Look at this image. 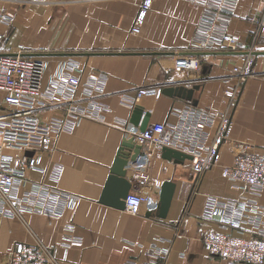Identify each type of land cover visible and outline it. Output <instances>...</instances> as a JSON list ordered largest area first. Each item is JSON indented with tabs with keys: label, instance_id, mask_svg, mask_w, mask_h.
Masks as SVG:
<instances>
[{
	"label": "crops",
	"instance_id": "crops-1",
	"mask_svg": "<svg viewBox=\"0 0 264 264\" xmlns=\"http://www.w3.org/2000/svg\"><path fill=\"white\" fill-rule=\"evenodd\" d=\"M140 0H0V12L12 17L9 25L0 23V51L18 50L39 56L46 62L45 79L66 57L81 63L79 76L87 80L98 72L107 78L100 99L108 104L103 119L83 117L75 128L51 136L39 152V164L56 163L61 174L54 181L37 170L28 169L26 188L43 181L76 195L72 205L59 217L22 211L20 216L0 213V264H6L16 241H40L48 246L60 264H124L129 260L149 264L151 252L163 257V264H224L211 256L202 236L208 229L222 230L216 220L200 217L207 195L235 199L254 198L264 206V184L259 192L236 187L221 174L241 144L248 143L264 153V33L254 38L256 22L264 11V0H238L229 32L237 41L236 50L208 49L195 53L198 69L180 70L174 60L188 50L201 6L192 0H152L139 32L130 30ZM254 43L253 70L240 86L230 111V128L221 143L216 164L199 177L190 159L176 162L156 152L147 169L150 183L145 192L150 202L131 214L100 201L110 166L126 129L119 120L129 121L131 109L118 102L117 92L138 85H183L194 88L192 100L200 108L216 111L226 106L224 90L234 81L231 68L241 64ZM172 52L171 54L143 52ZM80 94V91H78ZM2 95L0 94V103ZM192 100L168 96H143L137 104L150 112L148 124L172 120V104ZM61 113L50 106L42 116ZM29 152V151H28ZM175 183L164 218L157 216V195L162 181ZM131 180L130 190H138ZM129 190V191H130ZM80 240L67 245L64 228ZM264 264V263H263Z\"/></svg>",
	"mask_w": 264,
	"mask_h": 264
},
{
	"label": "built area",
	"instance_id": "built-area-1",
	"mask_svg": "<svg viewBox=\"0 0 264 264\" xmlns=\"http://www.w3.org/2000/svg\"><path fill=\"white\" fill-rule=\"evenodd\" d=\"M201 6L200 15L188 50L179 54L174 66L180 70L198 69V51L208 49L236 50V39L229 32L231 18L238 0H192ZM152 0H140L130 30L139 32L151 7ZM254 38L264 33V11L256 19ZM12 17L0 12V23L9 25ZM1 38V34H0ZM254 43L248 48L241 64L231 68L234 81L229 79L224 90L226 106L209 111L192 103L172 104V120L148 124L143 131L132 132L141 143L139 154L129 163L131 180L140 187L130 190L124 199V210L131 214L140 211L150 195L144 188L150 183L147 169L156 152L163 146L182 151L191 156L190 166L195 174L194 187L199 177L216 164L221 143L230 128V111L240 92L241 83L254 73ZM0 51V213L20 216L22 211L46 213L52 217L62 215L66 207L76 200V195L58 189L43 181L28 182V169L37 170L51 180H58L61 166L53 163L48 168L39 164V152L48 139L62 131H72L83 117L103 119L109 106L100 99L107 75L98 72L81 81V63L74 57L62 59L54 72L45 79L46 62L39 56ZM161 87L138 85L117 92L118 102L129 109L146 95L158 96ZM80 91V94H78ZM50 106H60L61 113L42 116ZM126 129L127 120H119ZM31 151V154L26 152ZM221 174L234 186L261 191L264 184V153L257 152L248 143L241 144L233 153L229 164L221 166ZM200 217L216 220L222 230L208 229L202 239L208 254L218 256L224 264L264 263V206L254 198L241 196L235 199L207 195ZM67 245L78 244L72 234L73 226L64 228ZM149 264H163V257L154 250ZM6 264H60L48 246L40 241H16ZM124 264H140L129 260Z\"/></svg>",
	"mask_w": 264,
	"mask_h": 264
},
{
	"label": "water",
	"instance_id": "water-1",
	"mask_svg": "<svg viewBox=\"0 0 264 264\" xmlns=\"http://www.w3.org/2000/svg\"><path fill=\"white\" fill-rule=\"evenodd\" d=\"M143 53H161L171 54L172 52H143ZM199 53V52H197ZM253 53H264L263 51ZM198 85H194L191 88H187L183 85H165L160 91L168 96H176L186 100H192V93L194 88ZM192 104H196L195 100H192ZM150 112L144 110V108L135 104L131 109V114L127 124V132L121 140L112 164L110 166L109 174L107 176L100 201L113 205L116 208L124 209V199L127 196L131 187V176L129 171V163L134 161L136 156L140 152L141 143L134 140L132 132L143 131L149 122ZM31 154L32 152H26ZM162 157L166 159H173L176 162H180L183 159H190L191 156L179 151L177 149L163 146L161 149ZM175 183L172 180H164L161 182L157 199V216L164 218L167 214L170 202L173 196Z\"/></svg>",
	"mask_w": 264,
	"mask_h": 264
}]
</instances>
